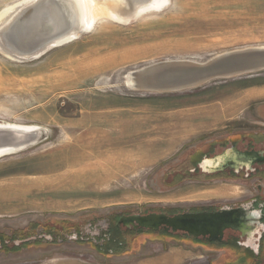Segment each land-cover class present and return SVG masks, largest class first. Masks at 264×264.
Masks as SVG:
<instances>
[{
    "label": "rangeland",
    "instance_id": "rangeland-1",
    "mask_svg": "<svg viewBox=\"0 0 264 264\" xmlns=\"http://www.w3.org/2000/svg\"><path fill=\"white\" fill-rule=\"evenodd\" d=\"M26 1L0 0V123L38 129L0 155V236L13 239L0 264H216L182 234L148 233L104 255L71 233L113 214L264 202V176L205 174L196 165L205 145L221 149L231 138L264 149V70L184 90L147 91L133 78L157 63L264 47V0H164L115 15L86 5L87 13L90 0H82V19L68 27L51 4L19 33ZM75 60L91 62L81 67L90 74L64 68ZM103 136L120 146L93 149L90 166L72 165L73 147Z\"/></svg>",
    "mask_w": 264,
    "mask_h": 264
},
{
    "label": "flooded vegetation",
    "instance_id": "flooded-vegetation-1",
    "mask_svg": "<svg viewBox=\"0 0 264 264\" xmlns=\"http://www.w3.org/2000/svg\"><path fill=\"white\" fill-rule=\"evenodd\" d=\"M249 144L248 147L241 149L231 138L221 149L216 148L220 144L205 145L203 148L206 150H200L203 152L202 157L197 160L196 165L205 174L264 176V168H261L264 165V149L256 150L254 145L249 146ZM213 159L222 160L214 163L211 161ZM198 212L224 213L225 220L218 225L220 232L195 237L183 231L174 232L164 227L154 230L140 227L134 222L123 221L124 218L134 214H113L103 221L80 227L71 234L74 236L73 241L93 244L104 255H116L123 248L130 249L135 242H138L139 237L148 233L160 232L169 236L171 233L175 236L182 234L186 242L191 241L196 244L195 247L213 253L216 256L213 262H217L216 264H264V202L252 199L248 203L208 206L199 210L188 209L182 213ZM165 214L174 213L165 212ZM70 235L68 233L66 237ZM11 241L10 238L0 236V250L2 247L8 249Z\"/></svg>",
    "mask_w": 264,
    "mask_h": 264
},
{
    "label": "water",
    "instance_id": "water-1",
    "mask_svg": "<svg viewBox=\"0 0 264 264\" xmlns=\"http://www.w3.org/2000/svg\"><path fill=\"white\" fill-rule=\"evenodd\" d=\"M55 11L61 7L59 4L48 1ZM44 3L38 5L39 9ZM52 8V7H51ZM34 10V9H33ZM60 18V16H59ZM22 24L19 33L35 26V20L28 21L20 18ZM34 19V18H33ZM62 25V21L58 23ZM49 27V24H46ZM264 70V47H248L229 51L215 56L205 63L188 60L162 62L147 66L134 73V86L144 90H184L194 88L217 78H232ZM33 131L17 128H0V151L15 150L27 143ZM224 213H178L167 215L165 213L134 214L123 219L125 223H136L140 227L157 230L160 227L172 231H183L198 237L207 233L220 232L218 225L224 219Z\"/></svg>",
    "mask_w": 264,
    "mask_h": 264
},
{
    "label": "bare ground",
    "instance_id": "bare-ground-1",
    "mask_svg": "<svg viewBox=\"0 0 264 264\" xmlns=\"http://www.w3.org/2000/svg\"><path fill=\"white\" fill-rule=\"evenodd\" d=\"M38 0H28L26 1V4L25 3H22V4H25L27 5L23 10V14L19 17V18H25L27 19L28 21H30L32 19V22L33 20H35V23L37 22V18L39 17V14H38V11L37 9H34L33 10V7H34V3L37 2ZM41 1H44V4L42 5V9L43 8H46V10L50 8V4H48L50 0H41ZM80 1V3H79ZM86 3L88 0H84ZM83 1V3H85ZM164 0H107V1H104L105 3H102V4H98V2H95L97 4H95L93 2V0L91 1L90 0V3L88 5L87 4H84L85 5V9H86V5L89 7V10H92V11H97V13L99 15L101 14H110V15H115L113 13H116V11L118 12L117 14L121 13L122 11H128V8L130 9L131 7L133 8L134 6V10L137 9H140V10H143L145 8H149V9H156V8H159L162 4ZM61 7L60 9L57 11L60 15V18H61V21H62V25H64L65 27H68L71 23L73 24V21L74 23L76 22H79L81 18V15H80V18H79V13L81 12V10L83 9L84 5L82 4V0H61ZM103 2V0H102ZM92 3V4H91ZM100 3V2H99ZM20 6V5H19ZM22 7V6H21ZM87 7V8H88ZM131 8V10H132ZM18 9V8H17ZM16 9V11H17ZM27 9V10H26ZM85 9H83L85 11ZM139 10V11H140ZM13 11V10H12ZM15 11V10H14ZM87 11V9H86ZM122 12L123 13H125ZM133 11V10H132ZM147 11V10H145ZM90 12V11H87V13ZM130 12V11H129ZM10 12H8L9 14ZM13 13V12H12ZM84 12H82L81 14L83 15ZM92 13V12H90ZM131 13V12H130ZM64 14V16H63ZM95 14V13H93ZM92 14V15H93ZM48 15V12L45 14V16ZM86 15V14H85ZM88 16H85L86 19L91 16L89 14H87ZM96 15V14H95ZM136 15V14H135ZM8 16V15H7ZM118 16V15H117ZM115 17V16H113ZM9 18V17H8ZM34 18V19H33ZM40 18V17H39ZM46 18V17H45ZM91 18L94 19V16H91ZM89 19V18H88ZM93 19H90V20H93ZM8 21V19H7ZM83 23V21H82ZM79 25V27H81V24ZM91 23V22H90ZM86 24V23H85ZM84 26V24H82ZM90 25V24H89ZM82 28V27H81ZM79 28V29H81ZM18 29V27H17ZM78 29V27L76 28ZM78 29V31H79ZM86 29V28H85ZM84 29V30H85ZM82 30V29H81ZM88 30V29H87ZM86 30V31H87ZM13 31L15 33V25L13 27ZM73 31V30H72ZM70 31V32H72ZM76 31V30H75ZM78 31H76V34L78 33ZM74 32V31H73ZM74 34V35H76ZM72 35V34H71ZM64 36V35H63ZM61 36V37H63ZM67 37V35H66ZM68 38V37H67ZM70 38V36H69ZM63 39V38H62ZM58 40H61V39H58ZM57 40V41H58ZM66 41V40H65ZM54 42V41H53ZM52 42V43H53ZM1 43V42H0ZM51 43V44H52ZM1 45V44H0ZM50 45V44H49ZM55 45V43H54ZM45 47V46H44ZM43 48V47H42ZM44 49V48H43ZM2 51H4V48L1 49ZM7 50V49H6ZM48 50V49H46ZM42 51V50H41ZM9 52V51H8ZM37 52H40L39 50ZM6 53V51L4 52ZM36 53V52H35ZM7 54V53H6ZM10 54V52L8 53ZM37 54V53H36ZM34 55V54H33ZM29 56V55H27ZM10 57H12L10 55ZM23 57V55H22ZM32 57V56H31ZM28 58V57H27ZM16 59H19V56L18 58ZM22 59V58H21ZM78 61H72V62H67L64 64V68H72V67H76L77 69L75 70V72H77L78 74H82V75H88L90 74V71H87V72H84L81 67H84L86 69H89L92 65L90 64L91 62L89 61H85L84 63V66H80V64L78 65ZM79 70H82L81 72H79ZM91 73H95L94 71H91ZM132 79V78H131ZM130 80V79H129ZM128 80V81H129ZM130 82L133 83V80H131ZM135 82V81H134ZM130 83V84H132ZM5 127H9V128H17V129H20V130H25V131H33V130H38L36 127H32V126H25V125H12V124H1L0 123V128H5ZM120 142L121 140H118V139H109L107 137H101L99 139H97L95 142H85V144L81 145L80 147L78 146H75L72 148V151H70V154L73 155H77L78 157L72 162V165H75V166H90L89 162L90 159H91V156H92V151L93 149H97L98 151H101V149L103 148H106V151H109L110 149H113L112 146H120ZM14 150H2L0 151V155H3L4 153H11L13 152ZM119 151V150H118ZM106 160L108 161L109 164H112L114 165V163L112 161L115 160V157L113 154H109L106 152V156H105ZM88 160V161H87ZM222 159H213L211 161H213L214 163L216 162H220ZM101 163V162H100ZM96 165H99V162H95ZM102 164V163H101ZM94 165V164H93Z\"/></svg>",
    "mask_w": 264,
    "mask_h": 264
},
{
    "label": "trees",
    "instance_id": "trees-1",
    "mask_svg": "<svg viewBox=\"0 0 264 264\" xmlns=\"http://www.w3.org/2000/svg\"><path fill=\"white\" fill-rule=\"evenodd\" d=\"M4 249H7V248L4 247ZM244 264H246V263H244Z\"/></svg>",
    "mask_w": 264,
    "mask_h": 264
}]
</instances>
